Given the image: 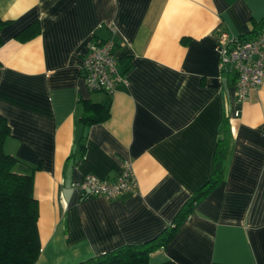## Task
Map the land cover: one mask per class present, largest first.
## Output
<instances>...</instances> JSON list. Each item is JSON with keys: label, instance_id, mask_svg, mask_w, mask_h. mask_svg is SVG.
I'll list each match as a JSON object with an SVG mask.
<instances>
[{"label": "crops", "instance_id": "0c3cea01", "mask_svg": "<svg viewBox=\"0 0 264 264\" xmlns=\"http://www.w3.org/2000/svg\"><path fill=\"white\" fill-rule=\"evenodd\" d=\"M0 19L3 150L33 175L35 264H76L160 234L211 177L225 114L223 181L147 264H264V84L235 102L216 49L221 31L264 29V0H0ZM36 21L38 35L16 38ZM94 37L116 43L125 81L110 96L81 76ZM85 101L109 105V118L83 128ZM125 161L135 193L106 200L72 187L86 175L115 180Z\"/></svg>", "mask_w": 264, "mask_h": 264}, {"label": "trees", "instance_id": "16d2710c", "mask_svg": "<svg viewBox=\"0 0 264 264\" xmlns=\"http://www.w3.org/2000/svg\"><path fill=\"white\" fill-rule=\"evenodd\" d=\"M5 25L6 22L0 19V31ZM39 32L40 25L36 21L20 31L16 38L26 41ZM83 105V113L79 118L83 128L109 118V105L90 101H85ZM228 124V116L225 114L216 141L211 177L184 203L171 225L143 244L123 245L76 264H147L151 252L165 248L175 238L187 216L195 212L198 202L223 181L231 154L232 136ZM9 134L7 120L0 115V264H35L41 245L37 228L39 208L33 196V175L17 172L15 168L19 161L4 152L3 145ZM82 138L81 151L84 149Z\"/></svg>", "mask_w": 264, "mask_h": 264}, {"label": "built area", "instance_id": "2783aa9c", "mask_svg": "<svg viewBox=\"0 0 264 264\" xmlns=\"http://www.w3.org/2000/svg\"><path fill=\"white\" fill-rule=\"evenodd\" d=\"M112 35L113 28H109ZM113 38L94 37L82 59L81 76L90 92L112 95L119 82L125 81L117 70L118 57ZM219 55V69L233 75L234 99L241 103L252 89L264 84V29L256 36L242 38L221 31L216 43ZM83 197H99L106 200L120 198L125 193H135L137 180L131 163L125 161L120 175L115 180L99 179L86 175L72 183Z\"/></svg>", "mask_w": 264, "mask_h": 264}]
</instances>
